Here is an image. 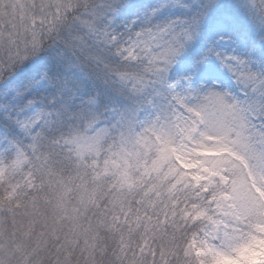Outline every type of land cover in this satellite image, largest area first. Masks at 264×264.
Listing matches in <instances>:
<instances>
[{"label":"snow or ice","instance_id":"6c2138e0","mask_svg":"<svg viewBox=\"0 0 264 264\" xmlns=\"http://www.w3.org/2000/svg\"><path fill=\"white\" fill-rule=\"evenodd\" d=\"M0 264H264V0H0Z\"/></svg>","mask_w":264,"mask_h":264}]
</instances>
